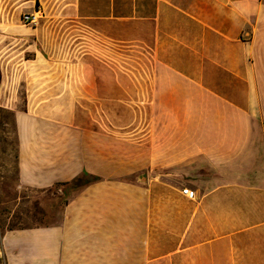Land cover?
<instances>
[{"label":"crops","instance_id":"obj_1","mask_svg":"<svg viewBox=\"0 0 264 264\" xmlns=\"http://www.w3.org/2000/svg\"><path fill=\"white\" fill-rule=\"evenodd\" d=\"M0 107L72 187L8 264H264V0H0Z\"/></svg>","mask_w":264,"mask_h":264},{"label":"rangeland","instance_id":"obj_2","mask_svg":"<svg viewBox=\"0 0 264 264\" xmlns=\"http://www.w3.org/2000/svg\"><path fill=\"white\" fill-rule=\"evenodd\" d=\"M71 188L21 187L13 116L0 107V235L11 232V227L35 229L60 225ZM0 264H8L4 255L0 256Z\"/></svg>","mask_w":264,"mask_h":264},{"label":"built area","instance_id":"obj_3","mask_svg":"<svg viewBox=\"0 0 264 264\" xmlns=\"http://www.w3.org/2000/svg\"><path fill=\"white\" fill-rule=\"evenodd\" d=\"M42 15V10L40 8H37V10H35L33 13H30V14H25L23 17H22V22L24 25H31V26H34L38 23L40 17ZM183 193L190 197V198H194L195 197V194L194 192H192L191 190L189 189H184L183 190ZM2 249L0 247V256H2Z\"/></svg>","mask_w":264,"mask_h":264},{"label":"trees","instance_id":"obj_4","mask_svg":"<svg viewBox=\"0 0 264 264\" xmlns=\"http://www.w3.org/2000/svg\"><path fill=\"white\" fill-rule=\"evenodd\" d=\"M81 182V179L80 180H78L77 181V183H80ZM87 182H82V185H85ZM11 231H14V230H21V229H24V228H22V227H18V228H16V227H11V228H9Z\"/></svg>","mask_w":264,"mask_h":264},{"label":"water","instance_id":"obj_5","mask_svg":"<svg viewBox=\"0 0 264 264\" xmlns=\"http://www.w3.org/2000/svg\"><path fill=\"white\" fill-rule=\"evenodd\" d=\"M140 181H141V182H143V180H142V179H140Z\"/></svg>","mask_w":264,"mask_h":264}]
</instances>
